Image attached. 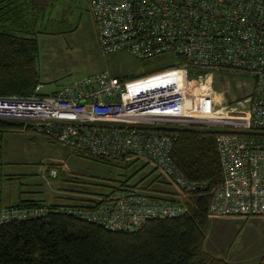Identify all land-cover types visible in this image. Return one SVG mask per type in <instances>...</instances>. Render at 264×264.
I'll use <instances>...</instances> for the list:
<instances>
[{
    "label": "built area",
    "instance_id": "built-area-1",
    "mask_svg": "<svg viewBox=\"0 0 264 264\" xmlns=\"http://www.w3.org/2000/svg\"><path fill=\"white\" fill-rule=\"evenodd\" d=\"M86 2L103 55L124 52L144 61L171 54L178 63L136 78L104 70L48 95L35 88L29 96H3L0 121L31 125L51 142L92 157L147 160L180 194L197 183L172 162L176 131H213L221 183L209 200L208 216L264 217V0ZM230 78L239 90L249 79L250 91L223 98ZM56 173L53 168L48 177ZM85 202L57 210L1 207L0 225L54 212L111 232H135L149 221L185 212L173 200L130 185Z\"/></svg>",
    "mask_w": 264,
    "mask_h": 264
},
{
    "label": "trees",
    "instance_id": "trees-1",
    "mask_svg": "<svg viewBox=\"0 0 264 264\" xmlns=\"http://www.w3.org/2000/svg\"><path fill=\"white\" fill-rule=\"evenodd\" d=\"M50 1L0 0V97L29 96L39 87L35 67L37 43L33 34L40 27L43 19L40 15ZM175 57L178 60L179 57ZM25 127V131L32 130L31 125ZM21 130L20 123L0 121V142L5 134ZM176 133L172 162L197 186L188 194L153 190L151 196L177 202L185 209L182 216L149 221L135 232H111L54 212L42 219L3 224L0 225V264H230L203 251L208 225L207 206L221 183L214 132L182 129ZM72 152L102 165L116 163L121 171L141 159L131 155L108 159ZM1 179L13 180L8 175H0ZM118 183L125 185V181ZM35 206L52 210L63 207L44 205L40 200H19L0 208ZM258 264H264V257Z\"/></svg>",
    "mask_w": 264,
    "mask_h": 264
},
{
    "label": "rangeland",
    "instance_id": "rangeland-1",
    "mask_svg": "<svg viewBox=\"0 0 264 264\" xmlns=\"http://www.w3.org/2000/svg\"><path fill=\"white\" fill-rule=\"evenodd\" d=\"M46 7L40 15L43 18L41 25L33 34L37 43L35 67L40 80L38 92L42 95L104 70L121 79L136 78L178 63L171 54L144 61L124 52L103 55L86 0H51ZM57 22L60 24H55ZM233 81L230 78L223 84V98L239 97L250 91L249 79L243 80L245 84L240 90L237 88L239 84ZM24 127L22 125L19 132L5 134L0 142V164H3L0 175L15 177L0 184L3 191L9 190L8 194L15 193L18 184L23 183L32 185L39 192L32 198H38L44 205L64 201L71 206L84 204L88 196L105 193L117 186L119 181H125V185L132 186L141 194L153 195V190L179 194L151 162L139 159L121 171L116 163L102 165L79 157L72 150H65L32 131L33 128L28 132ZM55 164L59 165V169L54 167ZM53 168L57 172L56 177L49 178L48 172ZM6 198L2 193L1 204L8 202ZM12 202L15 200H9V203ZM203 251L230 264H258L264 257V221L255 219L251 226H228L208 218Z\"/></svg>",
    "mask_w": 264,
    "mask_h": 264
},
{
    "label": "crops",
    "instance_id": "crops-1",
    "mask_svg": "<svg viewBox=\"0 0 264 264\" xmlns=\"http://www.w3.org/2000/svg\"><path fill=\"white\" fill-rule=\"evenodd\" d=\"M40 89V86L38 87ZM57 89H55L54 91H56ZM52 91V92H54ZM51 92V93H52ZM57 145V144H56ZM59 146V145H58ZM61 148L65 149L64 147L60 146ZM55 167L56 169H59V165L58 164H55ZM1 168H3V164L1 165ZM1 174V173H0ZM7 176V175H5ZM9 176V175H8ZM16 176V175H15ZM20 176V175H19ZM12 177V176H11ZM15 177H12V179H14ZM16 178L18 179V177L16 176ZM19 178H22L21 176ZM4 180H0V184L3 182ZM16 191L17 194H16V199L14 198V195L15 193L13 192V194H8L9 193V190L7 191H3L1 188H0V206H7V205H11V204H14L16 202H18L19 200H34V201H39L38 198H32L33 196H38L39 195V192L37 190H34L33 186L32 185H27V184H23V183H20L18 184V187L16 188ZM15 191V190H14ZM5 194V196L7 197L6 199L8 200V202L4 203V204H1V194ZM28 195L31 196V198L27 199L25 197H28ZM65 199V198H63ZM9 200H15V202H12V203H9ZM59 201V200H58ZM66 202L64 201H60V202H54V203H50V204H59V205H66L65 204ZM208 218H211V219H214V220H217L219 221L220 223L222 224H225V225H228V226H245V225H254V221L255 219L256 220H261V221H264V217H238V216H225V217H208ZM218 258V257H217ZM221 259V258H220Z\"/></svg>",
    "mask_w": 264,
    "mask_h": 264
},
{
    "label": "water",
    "instance_id": "water-1",
    "mask_svg": "<svg viewBox=\"0 0 264 264\" xmlns=\"http://www.w3.org/2000/svg\"><path fill=\"white\" fill-rule=\"evenodd\" d=\"M120 158H124V156H123V155H121V156H120Z\"/></svg>",
    "mask_w": 264,
    "mask_h": 264
}]
</instances>
